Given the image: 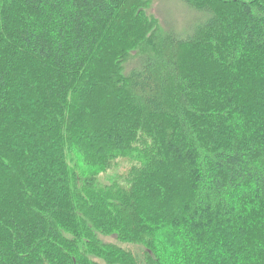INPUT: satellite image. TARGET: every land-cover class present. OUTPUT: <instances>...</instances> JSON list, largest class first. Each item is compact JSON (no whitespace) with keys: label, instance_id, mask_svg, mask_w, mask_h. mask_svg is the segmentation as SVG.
I'll return each mask as SVG.
<instances>
[{"label":"trees","instance_id":"1","mask_svg":"<svg viewBox=\"0 0 264 264\" xmlns=\"http://www.w3.org/2000/svg\"><path fill=\"white\" fill-rule=\"evenodd\" d=\"M179 1L0 0V264H264V0Z\"/></svg>","mask_w":264,"mask_h":264},{"label":"rangeland","instance_id":"2","mask_svg":"<svg viewBox=\"0 0 264 264\" xmlns=\"http://www.w3.org/2000/svg\"><path fill=\"white\" fill-rule=\"evenodd\" d=\"M142 10L147 17L155 19L160 31L171 29L178 35L188 32L197 18L196 13L179 0H148ZM104 240L106 243L114 242L113 238H104Z\"/></svg>","mask_w":264,"mask_h":264}]
</instances>
